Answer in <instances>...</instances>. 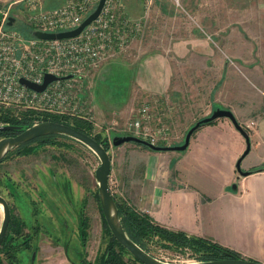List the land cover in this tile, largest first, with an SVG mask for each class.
<instances>
[{
  "label": "rangeland",
  "instance_id": "rangeland-1",
  "mask_svg": "<svg viewBox=\"0 0 264 264\" xmlns=\"http://www.w3.org/2000/svg\"><path fill=\"white\" fill-rule=\"evenodd\" d=\"M177 1L178 5L175 0H151L145 5L137 0V6L127 3L126 8L125 1L120 0L123 11L140 28L129 37L123 51L108 56L94 72L87 73L81 88L80 112L87 114L89 119L83 120L91 123V133L99 134L109 154L107 183L118 203L129 205L124 182L130 161L157 159L156 155L146 157L143 149L150 155L158 151L139 143L112 145L114 136L139 138L130 130L129 121L140 108L145 107L149 115L143 125L147 138L154 139L152 145L173 146L183 142L186 130L210 108L229 109L239 119L241 110L260 103L264 107V0ZM11 15L12 25L20 30L24 17L13 11ZM162 60L167 67L161 65ZM147 62H155L159 85L168 78L166 91L143 86L141 74ZM167 68L169 71L164 72ZM136 72L140 80L134 83ZM112 79L123 84L128 79L124 91H116ZM110 88L116 89L114 96ZM93 90H108L109 94L105 96L108 100L104 98L106 104H98L96 111L92 106ZM8 109L15 116L19 111L33 112L30 125L50 120L45 116L53 115L0 104V114H6ZM252 119L237 121L246 131L255 126ZM0 125L12 124L0 120ZM162 127L167 129L165 138L157 135ZM14 134L0 131V138ZM14 148L0 160V195L9 211L8 228L0 244V264H101L109 231L96 196L93 172L99 163L97 156L81 142L60 134ZM82 218L87 225L83 233ZM1 220L0 206V224ZM141 238L145 251L162 262L191 263L203 261L206 256L187 246H174L156 233ZM123 252L122 258L129 260L128 264H141ZM236 253L239 258H247Z\"/></svg>",
  "mask_w": 264,
  "mask_h": 264
},
{
  "label": "crops",
  "instance_id": "crops-1",
  "mask_svg": "<svg viewBox=\"0 0 264 264\" xmlns=\"http://www.w3.org/2000/svg\"><path fill=\"white\" fill-rule=\"evenodd\" d=\"M122 2L126 8L129 4L132 7L138 4L137 0ZM190 50L191 47L188 48ZM154 63L144 65V71L142 68L141 77L145 80L142 84L145 82L143 86L147 90L157 86L158 92L166 91L168 78L159 85V73ZM161 65L167 67L163 60ZM168 71V68L164 70ZM138 76L140 74L136 72L134 83L140 80ZM127 78L130 81L129 74ZM110 89L114 96L116 89ZM106 95L109 96L108 90H93V104L90 103L95 111L98 104L104 106L105 99L108 100ZM102 98H105L103 102ZM126 101L123 103L127 104ZM242 104L246 105L245 102ZM261 105L245 111L240 109L238 113L239 119L251 117L256 122L246 130L249 149L239 162L240 169L247 174L239 175L234 167L244 149L243 137L228 119L217 118L200 124L181 151H158L150 155L143 149L147 152L146 157L156 155L157 159L151 162L130 161L125 172V201L165 228L205 238L263 263L264 107ZM212 109L200 118L209 115Z\"/></svg>",
  "mask_w": 264,
  "mask_h": 264
},
{
  "label": "built area",
  "instance_id": "built-area-1",
  "mask_svg": "<svg viewBox=\"0 0 264 264\" xmlns=\"http://www.w3.org/2000/svg\"><path fill=\"white\" fill-rule=\"evenodd\" d=\"M98 0H0V104L88 120L80 112L81 88L89 71L113 53L123 51L128 39L140 24L133 23L123 11L120 0H103L96 17L74 36L53 39L32 37L31 31L57 33L72 30L94 9ZM145 5L151 0H141ZM178 5V1L174 2ZM47 5V6H44ZM50 5V6H49ZM146 9L149 6H145ZM12 11L24 17V35L13 25H7ZM44 74L55 77L41 91L26 88L18 82L24 78L34 84L43 81ZM69 76V77H64ZM89 111V107H87ZM129 121L133 135L150 144L147 138L149 120L145 107ZM44 120L33 121L32 124ZM31 124V125H32ZM252 128V126H251ZM167 129L157 135L165 138Z\"/></svg>",
  "mask_w": 264,
  "mask_h": 264
},
{
  "label": "water",
  "instance_id": "water-1",
  "mask_svg": "<svg viewBox=\"0 0 264 264\" xmlns=\"http://www.w3.org/2000/svg\"><path fill=\"white\" fill-rule=\"evenodd\" d=\"M103 0H98L94 9L80 22V24L72 30L57 32V33H44L37 30L31 31L32 37L38 39H53V38H65L76 35L84 25L89 23L90 20L94 19L98 14ZM14 21L13 16L7 17V25H12ZM69 77V76H64ZM55 77L50 74H44L43 81L40 84H34L27 81L24 78H19L18 82L26 88L32 89L34 91H41L44 86L54 80ZM217 118H226L230 121L234 129H236L244 139V149L241 152L240 156L236 159L234 167L236 172L239 175H245L248 172L243 171L239 167V162L242 156H244L249 149V139L246 131L235 119L234 115L229 109L225 108H213L209 115L195 121L185 132L183 137V142L179 145L173 146H159L152 145L145 140L140 138L124 135V136H114L112 137V145H118L122 142L131 141L139 143L143 146H146L155 151H181L185 149L188 144L189 136L191 133L203 123L211 122ZM0 131H16V134L13 136H7L0 138V160L2 156L9 151L10 149L26 143L34 138L50 135V134H60L64 136L71 137L85 146H87L94 154L97 156L99 163L94 169L93 176L96 181L97 187V199L99 207L105 221V224L117 243H119L129 254L130 256L140 262L141 264H175V263H166L158 260L142 248H140L136 243H134L124 232L119 222L117 214L116 202L112 197V194L109 191L107 177L110 170V159L108 152L91 136L67 125L64 123L56 122L53 120H44L35 124H32L27 127H22L20 125H0ZM0 206L2 208V220L0 224V244L6 233L8 220H9V211L5 199L0 195ZM181 264H263L259 261L243 258H234V257H222L217 259L196 261L191 263H181Z\"/></svg>",
  "mask_w": 264,
  "mask_h": 264
},
{
  "label": "trees",
  "instance_id": "trees-1",
  "mask_svg": "<svg viewBox=\"0 0 264 264\" xmlns=\"http://www.w3.org/2000/svg\"><path fill=\"white\" fill-rule=\"evenodd\" d=\"M19 30V29H18ZM24 35H29V30L26 29L22 25V28L19 30ZM116 83L117 90H123L126 84H123L121 80L112 79ZM116 94V93H115ZM6 111V110H5ZM33 112L31 111H19L16 116L13 115L10 109L6 111V114H0V120L6 121L12 125H20L22 127L30 126L32 121ZM50 120L64 123L67 125L72 126L73 128L93 137L104 149L106 148L99 140V134H92L90 131L91 123L76 117H58L54 115L45 116ZM8 134H11L15 131H2ZM50 136V135H48ZM47 135L41 136L39 138H34L26 143L20 144L16 146L14 149L22 148L23 146L27 145L28 143L33 142L34 140H41L43 138H47ZM97 196V195H96ZM117 206V214L119 218V222L121 224L122 229L126 233V235L136 243L140 248L146 250L144 244L142 242V238L146 234H158L163 237L165 240L170 241L174 246H187L191 249H195L196 251H202L201 253L205 254L203 256V260H210L214 258L220 257H234L239 258L240 256L230 249L224 248L219 244L207 240L202 237H197L193 235H186L183 231L166 229L163 226H160L156 222H154L149 215L144 212H136L131 206L116 202ZM87 227L86 221L82 218L81 221V233ZM109 231V230H108ZM123 251H126L119 243L115 241V239L111 236L109 232V241L107 243V247H105L104 251V259L101 261V264H128L129 260H124L122 258Z\"/></svg>",
  "mask_w": 264,
  "mask_h": 264
},
{
  "label": "flooded vegetation",
  "instance_id": "flooded-vegetation-1",
  "mask_svg": "<svg viewBox=\"0 0 264 264\" xmlns=\"http://www.w3.org/2000/svg\"><path fill=\"white\" fill-rule=\"evenodd\" d=\"M16 132V131H15ZM7 228H8V226H7ZM220 258H222V257H220ZM214 259H217V258H214Z\"/></svg>",
  "mask_w": 264,
  "mask_h": 264
}]
</instances>
